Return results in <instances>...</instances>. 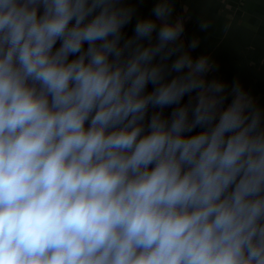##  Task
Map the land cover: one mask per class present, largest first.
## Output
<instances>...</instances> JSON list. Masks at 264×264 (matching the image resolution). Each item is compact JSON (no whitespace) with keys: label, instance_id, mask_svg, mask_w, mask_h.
Segmentation results:
<instances>
[{"label":"clouds","instance_id":"obj_1","mask_svg":"<svg viewBox=\"0 0 264 264\" xmlns=\"http://www.w3.org/2000/svg\"><path fill=\"white\" fill-rule=\"evenodd\" d=\"M135 11L0 0V264H264L260 109Z\"/></svg>","mask_w":264,"mask_h":264},{"label":"crops","instance_id":"obj_2","mask_svg":"<svg viewBox=\"0 0 264 264\" xmlns=\"http://www.w3.org/2000/svg\"><path fill=\"white\" fill-rule=\"evenodd\" d=\"M122 2L136 9L131 23L122 30L126 37H131L137 19L154 18L152 9L158 0ZM171 3L174 11L170 20L174 22L177 17L185 18L182 36L185 49L190 51L194 59L201 55L210 57L216 66L206 75V80L215 79L225 83L228 93L231 92L233 83L239 82L260 109L261 126L264 127V0H171ZM203 19L212 21L206 30L200 28ZM192 39L199 40V46L194 50L187 49ZM72 58L74 57H70ZM151 90L152 85L149 84L147 91ZM232 98L229 94L225 107L231 103ZM188 99L189 96L185 95L181 104L187 103ZM174 107L176 106L163 109L164 116L169 117ZM156 110L158 109L150 108L148 118ZM201 130L194 129L188 135Z\"/></svg>","mask_w":264,"mask_h":264}]
</instances>
